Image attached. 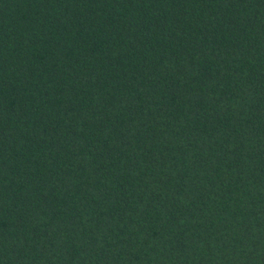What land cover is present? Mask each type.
Returning a JSON list of instances; mask_svg holds the SVG:
<instances>
[{"label": "trees", "instance_id": "1", "mask_svg": "<svg viewBox=\"0 0 264 264\" xmlns=\"http://www.w3.org/2000/svg\"><path fill=\"white\" fill-rule=\"evenodd\" d=\"M0 264H264V0H0Z\"/></svg>", "mask_w": 264, "mask_h": 264}]
</instances>
